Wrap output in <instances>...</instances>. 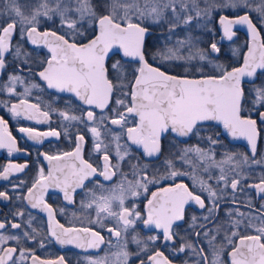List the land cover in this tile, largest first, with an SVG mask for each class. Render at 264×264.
I'll use <instances>...</instances> for the list:
<instances>
[{
	"label": "snow or ice",
	"instance_id": "6c2138e0",
	"mask_svg": "<svg viewBox=\"0 0 264 264\" xmlns=\"http://www.w3.org/2000/svg\"><path fill=\"white\" fill-rule=\"evenodd\" d=\"M105 8L104 12H97L93 0H36L24 12L16 0H5V8L0 10V76L6 75V80L0 82V93L9 97L0 100V107L13 118L49 123L52 109L32 102L29 97L33 90L46 88L70 94L84 107L79 115L70 108L58 113L69 122L64 125L65 135L71 123L83 124L91 134L92 151L103 162L94 166L84 158L83 146L87 141L77 131L73 150L42 154L50 170L45 174L43 168L39 169L38 178L23 198L31 208L47 213L49 234L60 245L115 249L111 259L106 254L92 259L90 264H129L133 255L138 257L139 264H173L156 247L158 240L172 246L173 255L190 252L193 264H264V203L256 209L249 200L245 205L252 209L249 212L228 210L226 224L214 219L227 195L224 189L230 188L235 194L241 179L246 178L244 167H264V156L257 158L258 140L264 131V87L248 92L244 87L246 77H255L258 70L264 74V0H108ZM225 8L237 11L232 18L219 17L222 38L231 40L235 25H245L251 37L242 66L229 69L214 65L215 72L205 74L203 65L196 64L185 68V73L191 75H176L149 62L145 37L151 25L164 24L170 33H175L176 28L190 25L194 19L210 21L214 12ZM48 21L69 31L42 30L41 24ZM14 37L47 49L49 55L37 68L28 67L43 87L38 82L26 83V78L16 72L6 74L9 59L21 62V72L30 63V54L19 44L14 46ZM210 49L213 53L220 51L216 43H211ZM151 59L161 63H212L206 51L197 48L190 38L156 51ZM18 86L23 87L22 92L17 90ZM209 122L222 125L234 139L246 140L250 155L225 151L217 159L215 148L220 140L211 134L201 135ZM19 131L35 143L61 135L54 129L41 132L20 127ZM192 137L205 140L206 145L191 144ZM169 138L173 143L164 157L163 171L150 172L137 153L146 158L159 157L162 142ZM0 149H7L9 155L21 151L3 116ZM27 166L10 163L0 168V179L7 180ZM213 169L219 170L218 176H213ZM230 173H235L231 179ZM93 177L97 178L92 180L96 187L85 188V181ZM184 177L192 181L191 188ZM213 179L216 185L222 182L223 186L214 187L209 182ZM167 181L171 183L165 185ZM150 186L158 187L150 191ZM248 187L264 200V175ZM49 188L59 189L68 203H75L77 189H85L87 202L81 201V207L94 209L95 220H89V224L95 223L98 228L60 223L55 209L44 199ZM205 192L207 196L202 195ZM11 199L8 192L0 191V200ZM142 203L143 209L139 207ZM232 203H237L234 195ZM189 204L206 210L202 223H197V216L190 217L188 226L193 229L190 235L194 240L181 237L176 231L185 222ZM253 211L258 214L254 216ZM12 215L23 217L24 212L18 209ZM110 219L111 226L105 223ZM28 223L30 226L31 221ZM209 223L214 227L210 228ZM138 225L156 234L142 238ZM5 229H22V224L14 218L0 220V264H66L63 256L41 259L27 248L12 246L10 241L21 244V235L6 234ZM101 229L109 236L103 235ZM22 235L26 240H34L27 230ZM129 243L137 246L135 253L128 250ZM142 252L147 255L140 256Z\"/></svg>",
	"mask_w": 264,
	"mask_h": 264
},
{
	"label": "flooded vegetation",
	"instance_id": "af4514ba",
	"mask_svg": "<svg viewBox=\"0 0 264 264\" xmlns=\"http://www.w3.org/2000/svg\"><path fill=\"white\" fill-rule=\"evenodd\" d=\"M227 15V14H225ZM228 17H234L229 16ZM220 17V16H219ZM219 17L214 21V32L211 34L209 40L207 41V50L210 51L213 59L220 61L223 66L231 69L233 67H240L243 65V58L247 54L248 48L251 45V40L249 35L239 28H233V32L235 33V38L231 42H224L222 38V31L219 28ZM41 29H53L57 32L64 31L57 26V23H52L49 25H41ZM152 30V34L145 37V50L146 54L149 56V62L157 64L162 68H166L167 71L176 74V75H191V72L185 73V68H191L192 65L202 64L204 67L205 74H212L215 72L211 68V63L208 62H200V61H192L190 64H185L184 62H167L161 63L159 60L153 61L151 59V54L160 50L163 51L165 47H168V39L170 37L164 33V29H155L154 27L149 28ZM66 32V31H65ZM262 40H264L263 30L261 31ZM216 43L219 47L220 51L216 55H213L210 44ZM14 46L19 44L21 48L30 54L29 56V65L23 66L24 70L19 71V67L21 66V62L19 60L9 59V67L6 69V74H10L12 72H16L18 75H22L26 78V83L38 82L43 87V82L39 81L38 77H33V73L28 70L30 66L32 69L37 68L38 63L42 61L45 56L49 55L46 48L43 47H35L28 43L25 40H21L18 37L13 38ZM200 73H197L199 75ZM6 80L5 76H0V82ZM244 87L246 92L256 88V87H264V74H262L259 70L257 74L253 78H245ZM18 91L22 92L23 87L18 86ZM9 97L0 93V100H7ZM13 102H15L16 98H11ZM32 102H39L41 106L47 108L51 107L52 111L50 113L51 120L49 123H36L35 121L25 120L23 118H13L11 117L5 108L0 107V116H3L4 119L8 121V130L11 132V135L16 138L17 146L21 149L20 152L13 153L9 155L7 149H0V168L6 167L8 164H27L28 166L19 173H15L10 176L9 179L3 180L0 179V191H6L12 197L9 201L0 200V220H4L7 218L8 220H12L13 218L22 224V229H5L6 234L15 233L17 235H21V244L17 245L15 241H10L12 246H18L27 248L30 251L34 252L35 255L40 257L41 259L47 260H56L59 257L63 256L66 264H90L92 259H98L100 257L105 256L106 254L111 259L112 253L115 251L114 248H109L107 246H101L99 250L97 249H81L75 247V245H60L52 238L49 234V225H48V215L46 212L41 211L40 209H33L27 203V201L23 198L26 195V190L31 187L34 180L38 178L39 169L43 168L44 173L47 174L50 170L49 162L44 158L42 154L55 155L65 151H71L74 147V136L77 131L81 132L85 135V140L87 143L83 146V154L84 158L88 159L93 163L94 166H99L103 162L98 156V154L92 151V138L91 134L87 131L83 124L71 123L68 128V135H65V124H69L68 121L63 120L59 116L60 111L71 110L72 113L79 115L82 110V105L78 101H76L70 94L67 93H57L54 90L44 88L43 91L40 89H34L32 96L29 97ZM111 107V105H110ZM99 112V110H97ZM210 126L206 127L201 135L207 136L209 134L218 137L220 140V144L216 146V156L217 159L222 158L223 153L225 151L243 155H250V147L247 144V141L240 138L234 139L228 133L223 130L222 125H216L214 122H209ZM20 127H31L37 131L47 132L51 129L60 131L61 135L59 138L48 136L43 138V143H35L32 140H29L25 134L19 131ZM191 144L199 143L202 147L206 145V141L200 139L199 137H192L189 141ZM163 152L161 156L154 158H146L139 153V159L142 163L148 165V170L151 171H163L161 167L164 161V157L169 154L171 150V144L173 143L171 139H165L163 142ZM264 156V131L261 133V137L258 140L257 144V158ZM115 162V161H113ZM127 171V167L124 168ZM213 176L219 175L218 169L212 170ZM235 173L229 174V179ZM243 174L246 178L241 179V185L235 194L232 193L230 188L224 189V192L227 195L220 202L219 210L214 217V219L220 223H225L228 221L229 217L227 216L228 210L239 209L240 212H249L252 211L251 208L246 207L245 205L251 200L252 205L255 206L256 209L260 208L261 203H264V200H261V196L256 193L254 188L248 187L249 184L257 183L259 178L264 175V167L258 165L245 166L243 169ZM205 178H207V173L203 174ZM97 179L96 177L90 178L85 181V188L96 186L92 184V180ZM102 181V178H99ZM115 179V178H114ZM184 182L189 184V187H192V181L187 177L182 178ZM23 182L19 188H16L15 185ZM214 187H222L223 183L220 185H216L215 180L209 181ZM106 185L112 182H104ZM171 183L170 181L165 182V185ZM159 185V186H165ZM158 186H150V191H155ZM242 189V190H240ZM203 196H207V193H202ZM233 195L237 201L236 204L232 203ZM45 201L52 206L56 211V219L64 224L65 226H80L84 224L85 226H89L92 228H98V225L95 223L89 224V220H95L94 209L82 208L81 201L87 202V195L85 189H77L74 194L75 203H68L63 199V193L59 189L49 188L45 197ZM146 203V201H145ZM145 203L139 205L141 209L144 208ZM209 202L206 200V204ZM21 210L24 212L23 217H13L12 213L16 210ZM206 214L205 209H200L197 205L189 204L185 209V222H181L182 227L176 229L179 232L181 237H185L189 240H194L195 238L190 235L193 229L189 228L190 217L195 215L198 220L197 223H202V216ZM255 216L258 213L252 212ZM29 220L31 221V225L29 226ZM106 224L111 226L112 221L106 220ZM210 228L214 227L212 223L208 225ZM32 229L36 231L33 232ZM27 230L32 233L34 236V240H26L22 231ZM198 230V229H196ZM137 231L139 232L140 237L145 238L147 235H154L156 233L150 232L148 229L143 228L141 225L137 226ZM248 231H251L249 229ZM101 232L106 237L109 234L101 229ZM220 239V237H218ZM41 242L43 243V247H41ZM181 241L178 239L177 244ZM152 246L150 245V248ZM156 247L165 253L169 259L172 260L173 264H185V261L188 264H193L194 257L190 252L181 253L179 255H173L172 246H167L162 240H158L156 242ZM207 251V247L205 246ZM128 250L130 252L135 253L137 250V246L133 243H129ZM147 255V253H140V256ZM28 264H31L28 261ZM129 264H139V259L136 255H133L129 261Z\"/></svg>",
	"mask_w": 264,
	"mask_h": 264
},
{
	"label": "rangeland",
	"instance_id": "374dc122",
	"mask_svg": "<svg viewBox=\"0 0 264 264\" xmlns=\"http://www.w3.org/2000/svg\"><path fill=\"white\" fill-rule=\"evenodd\" d=\"M18 5L20 6L21 10L24 12H28L30 8L36 3V0H16ZM5 8V0H0V10ZM237 10L232 9H221L212 14L211 20L208 19H201V20H193L190 25L184 26L181 25L180 27L176 28L175 33H170L168 28L164 24L159 25H151V27H157L159 29H164V33L170 37L168 39V47L175 45L177 40H184L186 38H190L195 46L199 49L206 51L209 55L210 59L212 60L211 68L215 70L214 65H223L220 61L213 59L210 51L207 50L206 43L209 40L211 34L214 32V21L221 15H225L228 13L236 14ZM52 21H48L47 23H42L41 25H49L52 24ZM57 26L60 28L59 24ZM61 29V28H60ZM64 31H69L68 29H62ZM264 33V30H263ZM185 53H187V48L183 49ZM167 63V62H165ZM164 64V63H163Z\"/></svg>",
	"mask_w": 264,
	"mask_h": 264
},
{
	"label": "trees",
	"instance_id": "16d2710c",
	"mask_svg": "<svg viewBox=\"0 0 264 264\" xmlns=\"http://www.w3.org/2000/svg\"><path fill=\"white\" fill-rule=\"evenodd\" d=\"M108 0H93V4L96 6L97 12H104L106 10L105 5L107 4ZM229 16L235 15L234 13H226ZM155 29H159L154 27Z\"/></svg>",
	"mask_w": 264,
	"mask_h": 264
},
{
	"label": "water",
	"instance_id": "95a60500",
	"mask_svg": "<svg viewBox=\"0 0 264 264\" xmlns=\"http://www.w3.org/2000/svg\"><path fill=\"white\" fill-rule=\"evenodd\" d=\"M229 18H231V17H229ZM219 28H220L221 31H222V28H221V25H220V24H219ZM233 28H239V29L243 30V31L246 32V33L249 35V37H250V34H249V32L247 31V27H246L245 25H235ZM150 34H152V30L149 29V33H148L147 36H149ZM235 36H236V35H234V36L232 37L231 40H228L227 38H223V41H224V42H231V41L234 40ZM261 39H262V37H261ZM250 40H251V37H250ZM212 53H213V52H212ZM216 54H217V53H213V55H216Z\"/></svg>",
	"mask_w": 264,
	"mask_h": 264
}]
</instances>
